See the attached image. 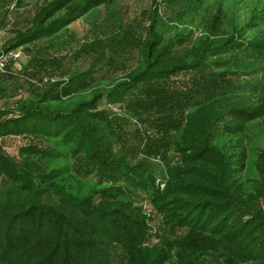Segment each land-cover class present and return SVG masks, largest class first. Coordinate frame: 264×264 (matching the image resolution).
<instances>
[{
	"label": "trees",
	"instance_id": "1",
	"mask_svg": "<svg viewBox=\"0 0 264 264\" xmlns=\"http://www.w3.org/2000/svg\"><path fill=\"white\" fill-rule=\"evenodd\" d=\"M115 1L54 0L31 28H13L1 48L19 50L51 38ZM151 2L139 69L80 93L67 110L35 106L51 100L52 88L38 101L19 100L17 115L0 110V264H122L129 257L135 264H166L167 255H150L141 245L149 236L146 217L131 202L141 193L161 213L163 226L185 232L167 241L176 250L171 264H207L212 255L221 264H264V213L253 211L264 196V95L248 102L233 81L241 58L264 59V36L244 40L252 23L244 17L227 34L199 37L184 53L187 36L159 40L158 1ZM106 105H118L124 114ZM131 124L153 129L144 150L167 164L163 189L154 185L158 171L149 162L115 152L136 149L124 148L131 132L140 137ZM18 135H36L50 146L22 144L15 160L1 141ZM58 145L79 155L87 172L102 171L107 181L99 183L109 184L77 197L50 182L55 169L32 171L20 162L51 154Z\"/></svg>",
	"mask_w": 264,
	"mask_h": 264
},
{
	"label": "rangeland",
	"instance_id": "2",
	"mask_svg": "<svg viewBox=\"0 0 264 264\" xmlns=\"http://www.w3.org/2000/svg\"><path fill=\"white\" fill-rule=\"evenodd\" d=\"M53 1L0 0V46L7 37L12 36L13 28H31L34 16L39 14L43 6ZM157 1L155 7L158 8V18L155 29L160 36L159 40L166 44L180 36H187L188 42L182 49L184 53L199 37L227 34L231 23L244 17H251L252 22L250 29L244 34V40L264 36V0H170L175 1L174 3ZM152 7L151 0H116L108 6L94 7L51 38H43L34 44L20 47L19 57L0 71V110L13 114L11 116L17 115L18 109L15 106L19 100L38 101L42 92L51 88L54 89L50 92L51 100L40 99L41 102L35 106L51 112L67 110L80 93L87 94L96 86L108 85L126 73L139 69L142 59L140 49L146 36H149L147 28L150 27L151 17L147 16ZM216 20L219 25L215 27ZM240 60L241 65L234 69L236 75L233 76V81L237 90L245 96V100L253 103L256 98L264 95V59L245 57ZM35 92L39 93L34 95ZM128 96L131 99L134 94L129 93ZM105 107L116 114H124L118 105ZM135 127H138L140 137L133 136L131 132L130 141L126 138L127 144L124 148L136 149L123 151L116 148L115 152L131 161L149 162L158 171L154 185L163 189L168 176L167 164L159 156H149L146 149L144 150L146 139L153 133V129L141 124H131L129 129L133 130ZM18 136H8L1 141L4 149L15 160H19L17 149L22 144L40 149L50 146V142L47 143L36 135ZM56 149L58 151L46 156L30 154L20 162L32 171L55 169L50 182L64 184L68 192L77 197H83L92 189L109 184L99 183L102 179L107 181L99 169L87 172L79 155L69 156L63 145L56 146ZM168 156L170 161L178 158L172 152ZM132 200L133 205L146 217L149 236L141 242L145 252L150 255L162 252L167 255L166 264H171L177 259L176 250L167 241L180 239L185 232L179 228L163 226L161 213L145 194L141 193L136 198L132 196L131 202ZM253 211L264 213V196H259L255 201ZM130 259L129 257L127 262L126 258L122 264H130ZM205 260L207 264H221L213 255ZM131 263L135 264L134 261Z\"/></svg>",
	"mask_w": 264,
	"mask_h": 264
},
{
	"label": "built area",
	"instance_id": "3",
	"mask_svg": "<svg viewBox=\"0 0 264 264\" xmlns=\"http://www.w3.org/2000/svg\"><path fill=\"white\" fill-rule=\"evenodd\" d=\"M20 53V50L6 51L0 46V71H3L6 68L9 61L16 60Z\"/></svg>",
	"mask_w": 264,
	"mask_h": 264
}]
</instances>
